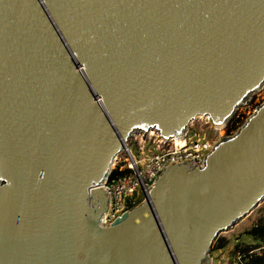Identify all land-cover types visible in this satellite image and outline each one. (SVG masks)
Returning a JSON list of instances; mask_svg holds the SVG:
<instances>
[{
    "label": "water",
    "instance_id": "water-1",
    "mask_svg": "<svg viewBox=\"0 0 264 264\" xmlns=\"http://www.w3.org/2000/svg\"><path fill=\"white\" fill-rule=\"evenodd\" d=\"M264 83V0H0V264H209L264 199V100L109 225L135 132L223 128Z\"/></svg>",
    "mask_w": 264,
    "mask_h": 264
},
{
    "label": "built area",
    "instance_id": "built-area-1",
    "mask_svg": "<svg viewBox=\"0 0 264 264\" xmlns=\"http://www.w3.org/2000/svg\"><path fill=\"white\" fill-rule=\"evenodd\" d=\"M150 134L152 151L148 152L149 146L145 141L147 134L140 133L136 148L141 152L146 150L147 154L136 158L131 152L130 147L122 150L118 157L115 158V166L112 168V174L108 180L104 182V186L108 191L109 202L107 210L99 219L101 225H109L117 217L129 209L128 200L131 195L141 187L144 195L147 194L153 186V180L166 167L168 162H183L185 159H191L195 165H201L205 153L210 149L212 141L203 137L195 136L189 141L188 131L182 138H169L164 140L154 131ZM126 170L121 174L113 176L114 171ZM222 249H215L209 253V264H244L243 255L239 252L231 253Z\"/></svg>",
    "mask_w": 264,
    "mask_h": 264
},
{
    "label": "rangeland",
    "instance_id": "rangeland-1",
    "mask_svg": "<svg viewBox=\"0 0 264 264\" xmlns=\"http://www.w3.org/2000/svg\"><path fill=\"white\" fill-rule=\"evenodd\" d=\"M264 100V83L262 85V87L258 90L255 91L252 95H251V100L253 103L250 104L249 102L246 101L245 104L239 106L235 111L236 113L239 114H244L245 118L252 112V110L254 109V107L256 105H258L261 101ZM257 103L255 106L254 104ZM244 118V119H245ZM224 128H220V129H216L215 127H211L208 118L206 116H197L196 118H194V120H192L188 126V133H194V135L189 136V141L193 140L195 138V136H199V137H203L205 139H208L210 141H214L215 139H217L218 137H222L225 136L224 134ZM190 130V131H189ZM234 132V131H233ZM147 134V139L145 140L147 142V146H149V150L148 152L152 151V148L150 147V141L148 139H150V134ZM140 137V133L139 132H135L133 133V135L131 136V139L128 142V146L131 149V152L133 153V155L136 158H140L144 155L147 154L146 150H142L141 152H139V150H137L136 148V141H138ZM150 137V138H149ZM118 157V155H117ZM115 166V161L112 165V168ZM144 198V193L141 189V187H139L134 194L131 195V200L132 202H137L140 199ZM258 217H264V199L261 200L258 205L246 216H244L243 218H241L240 220H238L235 224H233L230 228H228L225 231H222L219 236L224 237L228 240V246H226L224 249L228 252L229 255H232L230 252V248L232 247L233 243H234V239L236 237H239V241H242V243H250L251 240L247 237H245V235L242 234V232L247 229L251 224H253L256 219Z\"/></svg>",
    "mask_w": 264,
    "mask_h": 264
},
{
    "label": "trees",
    "instance_id": "trees-1",
    "mask_svg": "<svg viewBox=\"0 0 264 264\" xmlns=\"http://www.w3.org/2000/svg\"><path fill=\"white\" fill-rule=\"evenodd\" d=\"M250 100L247 102L252 104L253 102H250ZM256 104L257 103H255L254 106ZM244 118V114H239L235 111L224 128V134L229 135L233 133V131H235V129L243 122ZM189 134L194 133H191L190 131ZM125 171V169L122 171L116 170L114 171L113 176L116 174H121ZM141 200L142 199L137 202H132L131 199L128 200L129 208L135 206ZM242 234L245 235V237L249 238L251 242L242 243V241H239V237H236L234 239L232 247L230 248V252L241 253L243 255L244 264H264V217H258L253 224H251L242 232ZM226 246H228V240L218 235L213 241L209 253H212L215 249L225 248Z\"/></svg>",
    "mask_w": 264,
    "mask_h": 264
},
{
    "label": "bare ground",
    "instance_id": "bare-ground-1",
    "mask_svg": "<svg viewBox=\"0 0 264 264\" xmlns=\"http://www.w3.org/2000/svg\"><path fill=\"white\" fill-rule=\"evenodd\" d=\"M204 116H206V115H204ZM207 117V116H206ZM216 129H220V126L219 127H216ZM151 132H153V130H151V131H149L148 133H151ZM155 132V131H154ZM156 133V132H155ZM157 134V133H156ZM158 135V134H157ZM174 138H177V137H174Z\"/></svg>",
    "mask_w": 264,
    "mask_h": 264
}]
</instances>
